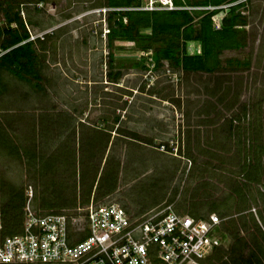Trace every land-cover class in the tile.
Masks as SVG:
<instances>
[{"label": "rangeland", "instance_id": "obj_1", "mask_svg": "<svg viewBox=\"0 0 264 264\" xmlns=\"http://www.w3.org/2000/svg\"><path fill=\"white\" fill-rule=\"evenodd\" d=\"M105 1L0 0L37 54L34 75L0 68V239L17 231L7 211L30 184L44 209L83 204L91 188L130 215L169 201L213 211L218 245L204 264L264 246V0H245L242 46L219 51L211 72L142 67L150 50L109 46Z\"/></svg>", "mask_w": 264, "mask_h": 264}, {"label": "built area", "instance_id": "obj_2", "mask_svg": "<svg viewBox=\"0 0 264 264\" xmlns=\"http://www.w3.org/2000/svg\"><path fill=\"white\" fill-rule=\"evenodd\" d=\"M176 7L150 0L141 8ZM23 198L19 230L0 239V264H203L218 245L215 212L191 215L172 201L130 215L92 193L83 204L43 209L26 184Z\"/></svg>", "mask_w": 264, "mask_h": 264}, {"label": "trees", "instance_id": "obj_3", "mask_svg": "<svg viewBox=\"0 0 264 264\" xmlns=\"http://www.w3.org/2000/svg\"><path fill=\"white\" fill-rule=\"evenodd\" d=\"M171 1L176 8L145 9L141 8V0H106L105 5L109 8L105 14L108 45L117 39L132 42L138 51L150 50L149 55L141 54L136 62L142 67H145V59H149L153 66L165 60L168 65L182 71L204 72H211L218 67L219 51L242 46V25L245 24V19L240 7L244 6L245 0ZM192 6L204 8H188ZM0 9L3 14V25L0 26V68L8 70L18 78H24L26 74L34 75L37 54L17 9L12 10L8 6ZM218 13L222 14L217 25L214 17L219 15ZM11 23H14V26H10ZM189 42L196 43L192 52L187 50ZM113 54L114 51L110 50L109 58H112ZM107 74L115 78L118 72ZM91 191L90 188L89 195ZM19 196L21 203L10 204L7 211V222L17 231L21 223L23 194L21 196L19 192ZM37 207L43 208L41 205ZM61 207L67 206L45 209ZM215 250L216 247L211 253ZM230 261V264H263L264 246L258 245L246 253L237 250Z\"/></svg>", "mask_w": 264, "mask_h": 264}, {"label": "crops", "instance_id": "obj_4", "mask_svg": "<svg viewBox=\"0 0 264 264\" xmlns=\"http://www.w3.org/2000/svg\"><path fill=\"white\" fill-rule=\"evenodd\" d=\"M93 185V184H92Z\"/></svg>", "mask_w": 264, "mask_h": 264}]
</instances>
